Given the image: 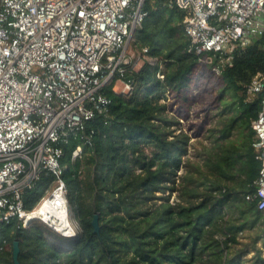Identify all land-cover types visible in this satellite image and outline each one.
<instances>
[{
  "label": "trees",
  "instance_id": "16d2710c",
  "mask_svg": "<svg viewBox=\"0 0 264 264\" xmlns=\"http://www.w3.org/2000/svg\"><path fill=\"white\" fill-rule=\"evenodd\" d=\"M142 9L132 47L147 49L156 64L126 70L127 94L115 93L114 82L102 89L111 104L88 122L92 146L83 147L81 160L71 162L78 142L62 145L61 179L75 235L62 237L39 221L25 228L1 224L0 264H13V241L19 242V264H243L231 253L238 235L257 224L264 235L263 213L245 199L255 193L261 172L251 122L264 91L250 97L247 88L264 76V37L251 38L219 65L220 54L188 53L185 15L167 0H145ZM167 95L170 101L162 103ZM167 110L179 120L192 121V115L199 123L215 122L208 130L211 148L198 155L201 164L184 166L190 138L175 135L179 122ZM54 186L55 177L43 172L25 192L24 209L34 210ZM95 213L99 235L91 226Z\"/></svg>",
  "mask_w": 264,
  "mask_h": 264
},
{
  "label": "built area",
  "instance_id": "2783aa9c",
  "mask_svg": "<svg viewBox=\"0 0 264 264\" xmlns=\"http://www.w3.org/2000/svg\"><path fill=\"white\" fill-rule=\"evenodd\" d=\"M144 2L0 0V225L41 221L62 237L75 235L61 179L62 145L78 142L71 162L81 160L83 147L92 146L88 122L111 104L102 89L114 82L115 93H129L126 70L150 60L147 49L130 48L146 15ZM167 5L185 15L188 53L220 54L219 65L251 38L264 37V0H167ZM262 91L264 76L257 75L247 93ZM251 129L261 172L255 193L245 199L264 215V99ZM43 172L55 177V186L26 211L23 196ZM44 207L48 221L32 218Z\"/></svg>",
  "mask_w": 264,
  "mask_h": 264
},
{
  "label": "rangeland",
  "instance_id": "374dc122",
  "mask_svg": "<svg viewBox=\"0 0 264 264\" xmlns=\"http://www.w3.org/2000/svg\"><path fill=\"white\" fill-rule=\"evenodd\" d=\"M130 48L131 50H133L132 44L130 45ZM147 62L151 66L156 64V61L151 59L150 60L148 59ZM141 65H142V61L139 63V65L136 66V69H138ZM197 88L199 90H202V88H204L203 84H200ZM211 93L216 96L217 90L214 89L211 91ZM170 99H171L170 96L167 95V99L161 102L168 103ZM174 111L175 110L172 111L167 110L166 114L169 118L176 117V119L179 122V125L175 124V126L172 127V129L175 130V135L178 133H183V134H187L190 138L188 153L186 157L185 156L183 157L184 166L190 167L191 165L201 164L204 158L201 157L200 159H198L199 158L198 155L202 154L205 156V153L211 148L210 139H209L211 137L208 133V130L214 127L215 122H213L212 119L208 117L205 120H203L204 122L201 120L199 123L197 122L198 120L192 115H191L192 121L179 120L178 116ZM208 113L214 115L216 114V111H210ZM200 117L202 118L201 115H199V119ZM190 128L192 129L190 130ZM185 169H186L185 167L181 168L180 171L178 172V175L179 176L182 175ZM169 200L171 203L176 200L175 193L171 194ZM41 223L45 225L43 222ZM259 227H260L259 224H257V226L253 230L245 231L239 234L237 237V244H235L231 248L232 255L234 256L239 255V259L243 264H252L254 262L258 263L259 261L264 263V235L263 233L257 231Z\"/></svg>",
  "mask_w": 264,
  "mask_h": 264
},
{
  "label": "water",
  "instance_id": "95a60500",
  "mask_svg": "<svg viewBox=\"0 0 264 264\" xmlns=\"http://www.w3.org/2000/svg\"><path fill=\"white\" fill-rule=\"evenodd\" d=\"M91 226L93 228V233L96 235H99L100 226L98 222V214H93ZM20 249H19V242L13 241L12 243V250H11V257L13 264H19L18 261V255H19Z\"/></svg>",
  "mask_w": 264,
  "mask_h": 264
},
{
  "label": "bare ground",
  "instance_id": "6f19581e",
  "mask_svg": "<svg viewBox=\"0 0 264 264\" xmlns=\"http://www.w3.org/2000/svg\"><path fill=\"white\" fill-rule=\"evenodd\" d=\"M56 214H59L58 212ZM45 207L36 213L32 218H42L43 221H48V217L45 216ZM57 216V215H56Z\"/></svg>",
  "mask_w": 264,
  "mask_h": 264
}]
</instances>
